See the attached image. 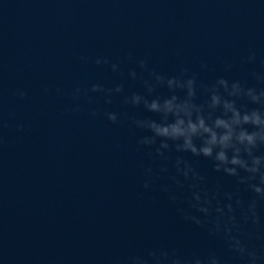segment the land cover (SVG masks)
<instances>
[{
  "label": "water",
  "instance_id": "water-1",
  "mask_svg": "<svg viewBox=\"0 0 264 264\" xmlns=\"http://www.w3.org/2000/svg\"><path fill=\"white\" fill-rule=\"evenodd\" d=\"M254 110L264 0H0V264H264ZM198 116L259 172L150 129Z\"/></svg>",
  "mask_w": 264,
  "mask_h": 264
},
{
  "label": "clouds",
  "instance_id": "clouds-1",
  "mask_svg": "<svg viewBox=\"0 0 264 264\" xmlns=\"http://www.w3.org/2000/svg\"><path fill=\"white\" fill-rule=\"evenodd\" d=\"M225 107H231V104H226ZM152 108L155 109L156 105L153 104ZM170 109L171 106L169 105ZM233 111L235 110L233 109ZM257 112L258 110L253 111L252 119L247 115L244 116L242 122L253 125L264 123V121L260 120ZM235 114L239 116L238 112ZM209 119L212 121L211 123H208L203 116H198L195 120L189 119L187 123L184 119H177L174 122L164 124L153 122L150 129L154 133V138L161 137L165 140L182 141V144L177 145L180 150L190 151L194 155L213 158L217 171L223 170L229 175H237L238 169H243L252 174L258 173L259 167H256V165H259L262 158L256 157L252 153L251 148L242 149L238 145L247 142V145H251L254 148L258 147L256 137L259 134L247 131L235 133L232 125L224 116H210ZM233 123L239 124L241 121L236 120ZM154 138L149 144L154 142ZM195 139H200L201 143L199 146L194 143ZM162 146L168 147L167 143ZM245 155L247 157L251 156L252 166L247 163L244 158ZM260 179L261 183L264 184V175H261ZM253 188L256 193H264V188L260 186L254 185Z\"/></svg>",
  "mask_w": 264,
  "mask_h": 264
}]
</instances>
